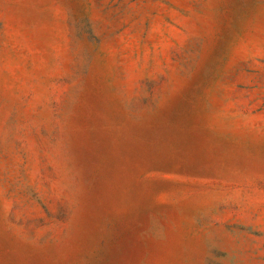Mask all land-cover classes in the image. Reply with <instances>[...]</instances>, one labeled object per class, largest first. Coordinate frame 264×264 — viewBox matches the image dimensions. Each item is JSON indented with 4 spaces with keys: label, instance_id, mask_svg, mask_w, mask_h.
I'll use <instances>...</instances> for the list:
<instances>
[{
    "label": "rangeland",
    "instance_id": "1",
    "mask_svg": "<svg viewBox=\"0 0 264 264\" xmlns=\"http://www.w3.org/2000/svg\"><path fill=\"white\" fill-rule=\"evenodd\" d=\"M0 264H264V0H0Z\"/></svg>",
    "mask_w": 264,
    "mask_h": 264
}]
</instances>
